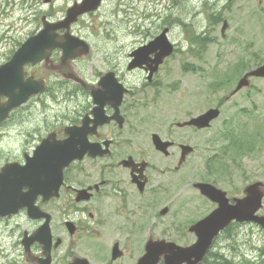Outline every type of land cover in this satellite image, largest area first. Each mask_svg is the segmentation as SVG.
<instances>
[{
	"label": "flooded vegetation",
	"instance_id": "af4514ba",
	"mask_svg": "<svg viewBox=\"0 0 264 264\" xmlns=\"http://www.w3.org/2000/svg\"><path fill=\"white\" fill-rule=\"evenodd\" d=\"M77 1L81 0H74L73 4ZM99 13L100 10L82 16L69 29V35L89 44L90 54V41L85 37L84 31L94 27ZM65 16L63 14V17L57 20H63ZM49 19L52 20L51 17ZM102 23L106 27L107 18L102 19ZM182 28L189 30L185 23L182 24ZM41 29L43 26L32 32L28 38L39 33ZM174 29L173 24L161 26L156 33L149 34L151 38L134 47L124 61L107 57L103 62L104 67L92 69V79L81 72L83 62L88 61L90 54L64 64L61 49L52 51L48 61L37 65L29 64L25 68L24 81L36 83L38 88L43 89L31 96L25 104L9 111L0 120V207L3 210L10 209V213L0 212V264H138L147 254L148 243L161 241H164L165 245L162 253L159 250L153 254H160L156 264H165V256L170 253L168 250H173L171 243L179 244L177 241H180L182 246H189L196 241L197 236L190 232V227L201 218L179 222V214L184 213L187 206V203L182 204L178 212L179 188L182 192L187 187L193 190L198 199L210 203L213 209L216 205L202 196L193 187L194 183L190 186L188 183L190 178L186 180L187 183H183L184 178L179 180L178 177L181 173H185V177L191 173L188 170V159L180 169L177 168L182 153L181 146L188 144L186 138L178 135L186 132L187 138H190L195 130L193 127H179L178 124L187 122L195 115L190 114L185 108L179 110L180 107L174 105L171 108L170 100L165 98L170 97L176 85V80H173L169 82L170 87L163 86L166 67L173 58L175 59V54L179 50L178 44L170 38L171 30ZM165 30L174 45L173 55L164 58L150 76L151 70L155 68L153 62L157 60V55L161 51L148 50V63L131 70V61L135 60L134 52L149 47ZM66 33V29L57 31L61 38H64ZM186 42L191 43L189 36ZM199 69H202L200 62L185 60L180 62L178 68L181 74ZM135 72L143 75L141 82L131 81L128 77ZM69 76L79 78L83 84L68 79ZM52 77L61 82L59 87L73 86L72 93L70 89H63L64 95L60 101L64 109L59 115L66 120L55 125L47 124V129L35 136L34 125L39 123L35 108L41 115L42 111L54 110L59 102L53 98L49 99ZM105 77L109 82L113 80L117 95L109 96L112 103L105 105L104 118L99 120L112 117L114 119L99 124L98 120L95 121L96 116L93 112L99 107L95 101L103 94ZM119 85L129 92L122 93L116 117L117 109L114 104L122 90ZM147 90H150L148 94L151 98H148L150 104L158 103L164 97V103H168V109H172V119L160 115L158 111L157 115L161 118L155 119L152 125L145 124L144 118L143 121L133 119L137 110L145 108L141 107L139 102L141 97L144 99ZM209 90L208 88L207 91ZM66 92H69L72 98L81 95L88 103L86 107L77 111L74 118L70 116L71 112L67 106L70 95H66ZM203 94L204 92L195 95L202 97ZM8 102L9 98L0 96V108ZM187 102L192 105L191 99L188 98ZM78 108L79 105L74 111ZM178 113L180 119L176 118ZM1 114L2 111L0 116ZM130 119L139 122V125ZM25 123L29 125L28 132H18ZM142 127H157L158 131L151 133L148 142H145L141 136ZM70 129L83 131L82 133L87 135L88 144L94 145L101 155L93 157L87 153L82 160L73 161L65 168L62 176L60 174L56 176L53 187L47 191L40 183L43 184L48 177L41 173L36 180L30 177L32 171L24 179L15 177L17 174L15 171L7 173V177H2L8 165L25 167L29 160L34 159L35 153L45 140L59 143L68 139ZM154 135H158L169 144L168 153L155 148ZM11 136L22 145H31L24 149L21 159H12L16 142ZM3 143L8 145L5 151L9 153L2 152ZM31 164L34 170L36 166L44 165L34 161ZM15 180L19 186H15L14 193H8L9 185L4 187L1 185V182L11 183ZM23 182L26 185H22ZM244 189L245 187L238 188L235 194L228 192V196L242 199L245 196ZM14 208H17L16 212L11 211ZM185 214H190L189 210ZM236 226L239 229L254 227L253 224ZM189 236L192 237L191 244L182 240L188 239Z\"/></svg>",
	"mask_w": 264,
	"mask_h": 264
},
{
	"label": "rangeland",
	"instance_id": "374dc122",
	"mask_svg": "<svg viewBox=\"0 0 264 264\" xmlns=\"http://www.w3.org/2000/svg\"><path fill=\"white\" fill-rule=\"evenodd\" d=\"M45 1L0 0V64L7 62L29 35L42 27L43 16L51 17L52 21L61 19L63 14L65 16V10L73 5L74 0H47L50 1L49 4H45ZM106 18L105 27L102 19ZM225 20L229 23V29L226 37L223 38L221 29ZM183 22L188 24L189 30L182 28ZM165 24L174 25L175 29L171 30L170 38L179 48L175 59L169 62L165 70L164 87H170L169 82L176 80L172 94L170 97H165L170 100V107L174 105L180 107L179 110L185 108L190 114L198 115L219 105L221 112L210 130L194 131L190 138H187L186 132L178 135L183 139L186 138L188 144L196 149L188 159L190 175L187 174L185 177V173L178 174L179 180L183 177V183H187L186 180L190 178L188 182L190 186L199 180V174L204 172L205 159L216 152V149L212 150L208 147L209 140L218 137L222 129L234 121L235 124H240L242 130L256 133L262 138L254 152L241 159L242 168L237 169L238 173L234 174L231 183L219 184V187L235 194L240 187L257 181L264 182V79H252L250 88L242 89L228 100L226 98L231 95L242 75L239 78L236 76L238 79L231 89L220 88L214 93L207 91L212 82L224 80L222 74L229 73L237 65H244L245 62L240 63L242 59L248 61L246 67L254 58L264 63V0H106L100 9L99 17L93 24L94 27L84 31L85 37L90 41L91 54L88 61L83 62L82 74L92 79V69L104 67L103 62L107 57L124 61L134 47L151 38L149 34L156 33ZM192 30L202 33L206 38V42L196 47L195 51L189 49L190 43L186 42ZM254 54L260 57H252ZM183 60L200 62L202 69L181 74L178 68ZM256 67L257 65H252V69ZM218 74L222 75L220 80L215 78ZM128 77L131 81L143 80L140 72L129 74ZM60 84L58 79L51 78L49 99L59 100L54 110L42 111L40 115L35 108L36 117L39 118V123L35 124L33 129L35 136L45 131L47 124L55 125L66 120L59 115L64 109L60 101L64 95L63 89H70L72 93L73 86L59 87ZM149 91L144 93V99L141 97L139 102L141 107L145 108L137 110L134 114L136 117L133 118L131 115L132 118L140 121L144 118L145 124L152 125L155 119L161 118L157 115L158 111L160 115L172 119V109H168V103L165 104L163 101L164 97L158 103L150 104ZM203 92L202 97L195 95ZM68 94L70 95L66 92V95ZM191 96L193 98H190ZM188 98L192 100V105L187 102ZM69 99L67 106L71 118H74L77 111L86 107L88 103L81 95L73 98L70 95ZM78 105L79 108L74 111ZM249 114L251 116H248ZM176 118L180 119V113ZM130 120L139 125V122ZM244 123H249L248 127L246 125L243 127ZM28 129L29 125L25 123L18 132L25 133ZM157 131V127H142L141 136L145 142H148L151 133ZM11 137L16 142L15 138ZM14 146L16 149L12 159H21L24 149L31 145H22L18 141ZM1 147L3 153H9L5 151L8 145L3 143ZM180 189L178 212L182 204L187 203V206L184 208V213L179 214V222L203 218L213 210L210 203L198 199L193 190L187 187L182 192ZM188 210L190 214H185ZM182 240L188 244L193 242L190 236ZM177 242L182 245L180 241ZM217 251L238 263L245 262V259L259 260L264 252V229L233 227L229 234L217 239L213 252Z\"/></svg>",
	"mask_w": 264,
	"mask_h": 264
},
{
	"label": "water",
	"instance_id": "95a60500",
	"mask_svg": "<svg viewBox=\"0 0 264 264\" xmlns=\"http://www.w3.org/2000/svg\"><path fill=\"white\" fill-rule=\"evenodd\" d=\"M102 1L103 0H83L81 3H75L74 6L68 9L66 19L58 23L47 22L46 19H44V30L37 36L23 43L11 59L0 66V96L9 98V102L0 108V112L2 111L0 120L3 119L9 111L25 104L31 96L39 93V91L43 89L38 88L36 83L24 81L26 75L25 67L27 65H37L43 61H48L52 51L57 48L63 51L62 62L64 64H68L70 61L89 53V46L85 41L69 35V32L64 38H61L57 35V31L61 29H67L69 31L70 26L77 22L80 16L96 11L100 7ZM228 26V22L225 21L222 28L223 37L226 36L225 34ZM165 33L159 36L146 49L134 52L135 60L132 62L130 69L148 63V50L161 51L157 55V60L153 62L155 68L151 70V73L157 69L165 57L172 55L173 46L167 41ZM252 78H264V64L255 70L247 72L239 80L235 90L231 93V97L242 89L250 87ZM68 79L82 83V81L75 76H69ZM112 82L113 80L111 79V82H109L107 77L103 79V94L99 95L95 101L99 107L96 108L93 113L96 116L95 121L98 120L99 124H104L114 119V117H112L99 120L104 118L105 105L107 103H112L109 96L111 95L112 97L113 95H117V91L114 88L115 83L112 84ZM29 84H33V86ZM121 88V92L118 93V101L114 104L117 109L116 117L118 116V106L120 105L122 93L125 92L122 86ZM220 114L218 109H211L188 122L178 124V126H193L199 130L208 129L211 127V123L219 118ZM85 126H87L86 121ZM82 132L83 131L80 129H70L68 130L69 138L59 143H52L49 140H45L35 153L34 159L29 160L25 167L18 168L8 165L4 169L2 177H7V173L15 171L17 173L15 177L19 176L24 179L28 177L32 171L30 177L36 180L41 176L39 174L41 173L47 176L48 180L43 184L40 183V185L43 186L45 191L51 189L53 187L52 185L55 183L56 176L59 174L62 176L65 168L73 161L82 160L87 153L93 157L101 155L94 145L88 144L87 135ZM154 145L157 150L168 153L167 148L169 144L162 141L158 135H154ZM181 149L182 156L178 164V169H180L187 161V158L194 153V148L190 145H182ZM32 161L41 162L44 163V165H38L34 170L31 164ZM1 185L3 187L9 185L7 187L8 193H14L15 186H19L16 180L11 183L1 182ZM22 185H26V183L23 182ZM194 187L198 189L203 196L207 197L218 206L206 218L191 226L190 232L195 233L197 236V241L193 245L183 247L174 243L170 244L173 246V250H168L170 253L168 252L165 256V264H201L209 250L213 247L216 238L233 222H252L264 228V215L258 214L264 207V183L256 182L248 185L245 189V197L243 199H234L235 204H231V200L227 197V192L219 189L213 184L199 182L195 183ZM17 208L11 209V211L16 212ZM9 211L10 209L3 210L2 207H0V212H3V214L10 213ZM163 248H165L164 241L149 242L147 245V254L140 259L138 264H156L159 261L160 254L153 253L159 250H161L160 253H162Z\"/></svg>",
	"mask_w": 264,
	"mask_h": 264
},
{
	"label": "trees",
	"instance_id": "16d2710c",
	"mask_svg": "<svg viewBox=\"0 0 264 264\" xmlns=\"http://www.w3.org/2000/svg\"><path fill=\"white\" fill-rule=\"evenodd\" d=\"M256 56L259 55H252V57ZM243 62H245L244 65H237L229 73L222 74L224 75L223 81L209 84L210 93H214V91H218L220 88L231 89L236 80L245 71L250 70L253 64L257 66L262 64L256 58L249 61L250 64L248 67H246L248 61L242 59L240 63ZM222 75H216V80H220ZM248 116L251 115L249 114ZM245 125L248 127L249 123H244L243 127ZM261 138L262 136L256 133H247L245 129L242 130L240 124H235L234 121L226 125L218 137L209 140L211 147L217 151L206 158L205 171L201 176L202 180L216 185L231 183L234 174L238 173L237 169L242 168L241 159L254 152L256 146L261 142ZM230 229L226 233L229 234ZM261 259L259 263H255L252 260H245V262L238 263L219 251H211L206 257L205 264H264V258L262 257Z\"/></svg>",
	"mask_w": 264,
	"mask_h": 264
}]
</instances>
